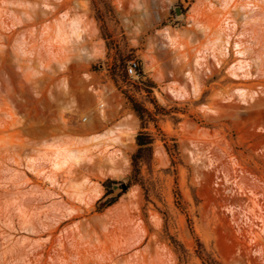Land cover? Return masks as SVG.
I'll return each instance as SVG.
<instances>
[{
  "label": "rangeland",
  "instance_id": "obj_1",
  "mask_svg": "<svg viewBox=\"0 0 264 264\" xmlns=\"http://www.w3.org/2000/svg\"><path fill=\"white\" fill-rule=\"evenodd\" d=\"M43 2L57 14L18 20L34 4L46 12ZM66 14L79 40L57 30ZM166 31L190 56L183 73L195 75L196 93L169 92L184 82L164 71L179 51ZM195 54L212 62L208 71ZM140 131L151 154L129 185ZM73 150L85 155L72 176L59 174L71 197L62 202L32 164L49 172L55 152ZM116 152L128 163L112 170L103 161ZM107 180L129 187L107 194ZM263 219L264 0H0V264H264L248 235L252 226L264 237Z\"/></svg>",
  "mask_w": 264,
  "mask_h": 264
},
{
  "label": "bare ground",
  "instance_id": "obj_2",
  "mask_svg": "<svg viewBox=\"0 0 264 264\" xmlns=\"http://www.w3.org/2000/svg\"><path fill=\"white\" fill-rule=\"evenodd\" d=\"M35 1H37V0H35ZM147 2V1H146ZM30 6V5H29ZM43 6L46 8V12L45 11H43L42 9H41V7L39 6V4L38 5H32V6H30V8H29V11L26 13V16H25V18H18V20L19 21H21L23 24H35V23H38V22H41V21H44V20H46V19H48V18H50V16H52L53 17V15H56L57 14V12H58V8L57 7H55V6H53V5H51V4H49L48 2H43ZM146 6H148V5H146ZM147 8V7H146ZM143 9H145V8H143ZM59 19V18H58ZM67 19V14L66 15H63L62 16V18H60L59 20H56L55 22V24L57 25V30L60 32V34H61V36H62V34L64 35H66L67 34V36L69 37V39H70V41H72L71 40V38H76V40H79L80 38H82V34H81V30L79 29V27H81V25H78V20H75V19H71V18H69V19H71V20H69V21H67L66 20ZM56 28V27H55ZM84 30V29H83ZM55 31H56V29H55ZM84 32V31H83ZM59 34V35H60ZM219 35L220 34H218V36L216 37V39H219ZM67 36L66 37H64L63 39H65V38H67ZM162 36L168 41V42H170V45H173L171 48H178L179 49V51H178V53H175V54H173V55H171V56H169V57H166L165 58V60H164V71L167 73L166 74V76H172L173 78H178L179 80H180V82H184V85H183V92L182 91H180V90H177V89H175L174 87H169V92L172 94V95H176V96H182V95H185V94H188L189 92H193V93H196L199 89L197 88L198 86H196V81H195V79H194V77H195V75H193V73L191 72V71H187V72H185V73H183V69H184V67L185 66H188V65H190L191 64V61L189 60L190 59V56L187 54V53H185V51L183 50V47L181 46V45H178V47H176V45H175V43L173 42V37L166 31L165 33H163L162 34ZM68 41V40H67ZM237 45H239V44H237ZM236 45V46H237ZM239 46H237V48H238ZM78 47H73V49H72V51H77L78 49H77ZM71 50V49H70ZM199 52V51H198ZM200 53H201V51H200ZM199 53V54H200ZM241 53V52H240ZM197 55L196 56V54L194 55V57H193V59H192V63H194V65L196 66H198V67H201V68H203V67H205V68H207V71H208V69H209V67H210V65H211V63L212 62H210L205 56H202V55ZM203 54V53H202ZM211 58L213 59V61H214V63L216 64V66L217 67H220V60L214 55V54H212L211 55ZM248 64V63H247ZM246 64V65H247ZM196 66V67H197ZM197 67V68H198ZM230 68H232L233 70H232V72L230 73V74H232V77L233 78H235V79H239V75L236 73V70L235 69H237V72H238V69L242 72L243 71V69H244V64H243V61L242 60H239L237 63H235V64H232V66L230 67ZM229 68V69H230ZM247 68H248V66H247ZM246 68V69H247ZM249 68H250V66H249ZM249 68L247 69V72H249ZM200 69V68H199ZM245 69V70H246ZM244 72H246V71H244ZM183 73V74H182ZM246 74V73H245ZM248 74V73H247ZM246 74V76L248 77V75ZM183 75H184V77H183ZM244 76V75H243ZM246 78V77H245ZM199 83V82H198ZM197 83V84H198ZM182 90V89H181ZM103 92V91H102ZM256 93V92H255ZM92 96V95H91ZM93 98V97H92ZM102 100V99H101ZM89 101H91V99L89 100ZM93 102V101H92ZM101 102V101H100ZM104 102V101H103ZM99 103V102H98ZM98 103H96L97 105H98ZM107 103V102H106ZM84 104H85V100H84ZM86 105V104H85ZM91 105V104H90ZM95 105V104H94ZM93 105V106H94ZM107 105V104H106ZM102 107H104V104L101 102V104H100V113L102 114V116L104 117V114H106V110L104 111L103 109H102ZM107 107V106H106ZM92 108V107H91ZM94 108H98V107H94ZM105 112V113H104ZM94 113V112H93ZM97 113V112H96ZM99 113V114H100ZM109 113V112H108ZM92 114V113H91ZM111 115V114H110ZM97 116H98V114H97ZM108 116V115H107ZM115 116V115H114ZM95 117V116H94ZM92 118V117H91ZM103 119H106V118H103ZM108 119V118H107ZM98 120V119H97ZM107 121V120H106ZM97 123V122H96ZM106 123V122H105ZM98 124V123H97ZM101 125V124H100ZM99 127V126H98ZM116 127H119V126H116ZM115 126H114V128H116ZM117 129V128H116ZM78 131V130H77ZM82 132H84V131H82ZM110 133H111V136H112V134L115 132V129L114 130H111V131H109ZM77 133V132H76ZM79 134H81V133H79ZM105 133H103L102 134V136L104 135ZM108 134V133H107ZM102 136H100L99 138H101L102 139ZM104 136H106V135H104ZM103 136V137H104ZM114 136V135H113ZM113 136H112V138H113ZM94 137H96V136H94ZM107 137H108V135H107ZM116 137V136H115ZM98 140H100L98 137H96ZM96 138H95V141H97L96 140ZM104 138H106V137H104ZM107 139H109V140H107ZM107 139H105V140H107V143L106 144H108V141H109V143L110 142H112L111 140H110V138H107ZM114 139V138H113ZM112 139V140H113ZM116 139H118L119 140V138H117L116 137ZM79 142V141H78ZM115 141L113 140V143H114ZM74 144V143H73ZM103 145H105V144H103ZM109 146H111V145H109ZM109 146H108V148H109ZM73 147V146H72ZM76 147V146H75ZM70 148V147H69ZM97 148V147H96ZM98 149V148H97ZM104 149V148H103ZM107 149V145H105V149H104V151ZM75 150V149H74ZM65 151L66 153H63L62 151H58L57 153L55 152V155L53 156H51L50 158H52L51 159V171H49V172H47V171H45L44 169H41V168H39V165H37L38 163H37V161L35 162L34 161V163L32 164V166L34 167V170H36V172H37V174L38 175H41L46 181H48L49 183H50V185H51V187H52V189L55 191L53 194H55V196L57 197V198H59V199H61L62 200V202H69V193L67 192V190L64 188V187H62V184L60 183V179H59V174L60 173H66V174H68L67 176H72L73 175V173H75L73 170H75V168H77V166H79L80 164V161L77 159V158H80L79 157V155H81V154H79L78 155V157H76L75 156V151ZM78 150V152H79V149H77ZM85 150H87V149H85ZM89 150V149H88ZM96 150V149H95ZM112 150H113V148H112ZM111 150V151H112ZM82 151H84V150H82ZM90 152H91V150H89ZM89 151H88V153H89ZM78 152L76 153V154H78ZM81 152V151H80ZM79 152V153H80ZM85 152V151H84ZM99 152H100V149H99ZM98 152V153H99ZM105 153H106V151H105ZM110 153V152H109ZM84 154V153H83ZM90 154V153H89ZM97 153H95V155H96ZM116 154H117V152H116ZM116 154L115 155H108L107 157V159L105 160V161H103V163H106V164H109V165H111L110 167H111V169L112 170H115V169H117L116 168V166H117V162H116V160H122V159H124V165H126L127 163H128V160L127 159H125V157L121 154V156L120 155H118V154H120V153H118L117 154V156H116ZM85 155V154H84ZM102 155V154H101ZM75 157H76V159H75ZM86 157V156H85ZM84 157V158H85ZM95 159L96 158H99L100 156L97 154L96 155V157L95 156H93ZM104 157V156H103ZM49 158V159H50ZM42 159V158H41ZM40 159V160H41ZM40 160H39V162H40ZM83 160V159H82ZM81 160V161H82ZM100 160V159H99ZM99 160H98V162H99ZM102 160H104V159H102ZM33 161V160H32ZM46 161H47V159H46ZM88 161V160H87ZM97 161V160H96ZM49 162V161H48ZM48 162H46V163H48ZM44 163V162H43ZM83 163V162H82ZM103 163L101 162H99V164H96L93 160H92V162L91 163H89L90 165L91 164H93V165H98V167L99 166H101V165H103ZM122 164V163H121ZM89 165V166H90ZM104 166V165H103ZM121 166V165H120ZM80 167V166H79ZM92 168H93V166H91ZM122 167V166H121ZM101 168V167H100ZM79 170V169H78ZM118 170V169H117ZM72 174V175H71ZM71 180V179H70ZM69 180V181H70ZM66 181V180H65ZM68 184V183H67ZM66 187V186H65ZM68 187V186H67ZM69 190V189H68ZM75 191V190H74ZM79 192V191H78ZM72 193V192H71ZM74 193V192H73ZM72 193V194H73ZM79 194H76V191H75V197L76 196H78ZM66 196H68V198L66 197ZM81 197V196H80ZM78 198V197H77ZM82 198V197H81ZM70 199H71V197H70ZM77 200V199H76ZM75 200V201H76ZM79 200H81L82 201V199H79ZM80 202V201H79ZM254 206L255 207H258V204H257V202L255 201L254 202ZM75 210H70V213H72V212H74ZM133 227V226H132ZM141 230V229H140ZM134 231V230H133ZM136 233V232H135ZM262 233L264 234V219H263V229H262ZM137 234H139V231L137 232ZM248 235L250 236V238H251V241H253L254 243H260L261 245H262V247H263V249H264V237H261V234L260 233H256V232H254L253 231V228H252V226H251V228H250V230H249V232H248ZM138 238V237H137ZM143 238V237H142ZM132 239H133V237H132ZM135 241V240H134ZM136 241L137 242H139V245L142 243V241L141 240H139V238L138 239H136ZM131 242H132V240H131ZM136 242V243H137ZM91 244V243H90ZM135 246V245H134ZM91 247H92V245H91ZM88 250L90 249V248H87ZM92 249V248H91ZM88 253H89V256H94V254L93 253H91L90 251H88ZM84 256H85V254H83ZM140 256V255H139ZM104 258V257H103Z\"/></svg>",
  "mask_w": 264,
  "mask_h": 264
},
{
  "label": "trees",
  "instance_id": "obj_3",
  "mask_svg": "<svg viewBox=\"0 0 264 264\" xmlns=\"http://www.w3.org/2000/svg\"><path fill=\"white\" fill-rule=\"evenodd\" d=\"M129 101L132 104L133 111L136 113V115L138 116V118L143 123V119H144V115H145L144 108H142L139 105V103L136 102L132 98H129ZM141 128H144V127L141 126ZM136 144H137V150H136V152L131 157L132 174H131V177H130L129 182H128L129 185H130L131 182H138L139 181L140 164L146 160L145 154H148V155L151 154L152 138L148 134L140 131L137 134V136H136ZM114 184H120L125 189L129 187L128 184L124 185V184H122L121 182H118V181L107 180L105 182V184H104V186L107 189V194H108V192L111 189L110 188L111 185H114ZM118 196H120V195L118 194L115 197L106 198L104 201L100 202L99 209H103V208H106V207L114 204L116 202ZM197 241H199V240H197Z\"/></svg>",
  "mask_w": 264,
  "mask_h": 264
},
{
  "label": "built area",
  "instance_id": "obj_4",
  "mask_svg": "<svg viewBox=\"0 0 264 264\" xmlns=\"http://www.w3.org/2000/svg\"><path fill=\"white\" fill-rule=\"evenodd\" d=\"M140 62L136 61V60H130L127 63L126 66V72L127 75L132 77V78H139L140 77ZM85 120V118H84Z\"/></svg>",
  "mask_w": 264,
  "mask_h": 264
}]
</instances>
